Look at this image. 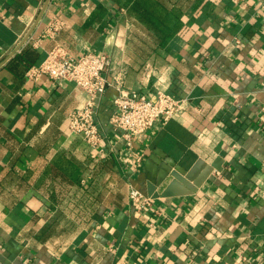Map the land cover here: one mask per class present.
Returning <instances> with one entry per match:
<instances>
[{
	"label": "crops",
	"instance_id": "obj_1",
	"mask_svg": "<svg viewBox=\"0 0 264 264\" xmlns=\"http://www.w3.org/2000/svg\"><path fill=\"white\" fill-rule=\"evenodd\" d=\"M55 43L111 58L98 148L69 128L84 91L25 76ZM121 90L184 107L128 146ZM198 159L195 193L130 200ZM0 264H264V0H0Z\"/></svg>",
	"mask_w": 264,
	"mask_h": 264
},
{
	"label": "built area",
	"instance_id": "obj_2",
	"mask_svg": "<svg viewBox=\"0 0 264 264\" xmlns=\"http://www.w3.org/2000/svg\"><path fill=\"white\" fill-rule=\"evenodd\" d=\"M63 21L54 16L43 36L55 37L63 27ZM112 61L106 53L86 51L75 56L61 43H55L45 58L38 64L30 65L25 76L33 81L48 77L59 83L71 81L87 95L86 102L73 110L68 117L69 128L81 135L93 148H98L102 136L96 122L97 108L112 81L106 76L111 70ZM121 85V79H118ZM184 107V101L177 99L164 90H158L155 97L140 91H120L114 99V111L111 123L120 130L121 136L128 146L133 145L135 137L148 129L164 124L178 114ZM139 154L137 162H141ZM130 200L138 210L154 205V198L136 187H131Z\"/></svg>",
	"mask_w": 264,
	"mask_h": 264
},
{
	"label": "water",
	"instance_id": "obj_3",
	"mask_svg": "<svg viewBox=\"0 0 264 264\" xmlns=\"http://www.w3.org/2000/svg\"><path fill=\"white\" fill-rule=\"evenodd\" d=\"M214 168L216 164H207L202 159H198L184 175L173 173L172 181L161 192L155 191V185H150L148 194L153 198L193 194L208 179ZM216 169H220L219 166Z\"/></svg>",
	"mask_w": 264,
	"mask_h": 264
}]
</instances>
